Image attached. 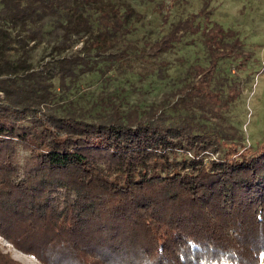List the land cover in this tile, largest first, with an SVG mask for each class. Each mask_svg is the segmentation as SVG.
Wrapping results in <instances>:
<instances>
[{
	"label": "trees",
	"instance_id": "trees-1",
	"mask_svg": "<svg viewBox=\"0 0 264 264\" xmlns=\"http://www.w3.org/2000/svg\"><path fill=\"white\" fill-rule=\"evenodd\" d=\"M166 1L146 49L126 39L145 17L130 0H0V232L44 264H264V142L190 121L175 111L184 102L108 120L50 104L52 77L89 63L63 54L78 42L114 62L129 49L158 60L202 33L204 76L242 47L212 0L176 17L182 3ZM42 42L55 57L37 69ZM0 264L24 263L0 248Z\"/></svg>",
	"mask_w": 264,
	"mask_h": 264
},
{
	"label": "rangeland",
	"instance_id": "rangeland-1",
	"mask_svg": "<svg viewBox=\"0 0 264 264\" xmlns=\"http://www.w3.org/2000/svg\"><path fill=\"white\" fill-rule=\"evenodd\" d=\"M130 1L145 17L126 39L148 49L145 45L163 30L161 15L154 10L155 0ZM203 1L178 0L182 5L173 9V16L197 11ZM174 2L166 1L168 5ZM212 5V19L232 30L243 45L239 51H230L229 56L219 53L213 58L217 64L208 76L202 72L211 65L212 55L202 33L188 35L158 60L147 50L142 53L129 49L124 59L114 62L109 54L95 48L90 52L81 50L83 42H78L63 54L71 56L80 50L83 60L89 63L81 61L83 67L76 73L72 70L52 77L50 104L61 114L108 120L118 115L147 116L154 109L184 102L175 111L187 114V119L201 120L212 131L226 133L230 140H240L247 146L264 142V0H212ZM32 51L31 60L37 69L54 62L52 47L46 42ZM114 51L121 52L118 48ZM195 65L201 67L195 69ZM0 95H4L1 90ZM0 248L24 264H44L1 232Z\"/></svg>",
	"mask_w": 264,
	"mask_h": 264
}]
</instances>
